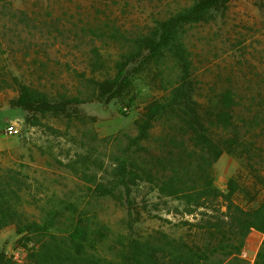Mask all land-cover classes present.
<instances>
[{"label":"rangeland","instance_id":"374dc122","mask_svg":"<svg viewBox=\"0 0 264 264\" xmlns=\"http://www.w3.org/2000/svg\"><path fill=\"white\" fill-rule=\"evenodd\" d=\"M194 1L0 0V190L9 187L19 194L16 207L30 220L60 234L78 223H96L106 234L97 248L115 262L122 244L156 230L198 238L200 232L191 224L204 221L212 209L163 193L159 182L145 180L122 191L124 201L99 189L113 184L115 155L127 144V136H137L136 121L165 95L148 53L129 65L131 84L118 97L72 101L74 96H92L89 78L117 72L119 51L103 35L107 24L131 30L154 27ZM188 43L195 62L192 100L213 106L219 92L231 88L238 101L236 122L242 134L249 129L250 154L242 149L224 152L212 169L214 185L224 192L233 178L247 186L249 194L236 192L233 198L249 209L256 194L264 195L257 182V175H264V122L250 123L264 104V0H229L210 23L189 27ZM15 78L45 91L57 105L65 103V108L28 111L16 106L20 92ZM163 127L156 123L145 142L150 151L167 141ZM197 175L196 170L188 177ZM216 207L225 211L224 200ZM29 236L15 224L4 227L0 253L11 264H27L33 245ZM263 239L258 230L247 237L242 256L250 264Z\"/></svg>","mask_w":264,"mask_h":264},{"label":"trees","instance_id":"16d2710c","mask_svg":"<svg viewBox=\"0 0 264 264\" xmlns=\"http://www.w3.org/2000/svg\"><path fill=\"white\" fill-rule=\"evenodd\" d=\"M228 2L195 0L169 13L156 26L138 30L107 24L103 35L119 51L117 72L104 79L89 78L91 97H72V101L79 103L88 98L113 100L131 84L129 65L148 53L165 95L150 103L136 121L137 136H127V144L115 155L113 184L99 189L103 195L124 201L122 191H129L145 180L159 182L163 193L212 209L213 213H205L204 221L191 224L198 228V238L175 237L156 230L122 244L123 252L117 255L115 262L97 248L106 235L98 224L78 223L64 234L52 232L49 226L30 220L26 212L18 210L16 204L20 195L6 186L0 190V230L15 224L19 233L31 234L27 237L33 243L28 247L27 264H250L242 253L252 230L264 233V195L257 197L256 194L252 198L255 206L247 209L233 198L236 192L249 194L246 185L233 178L229 192H224L214 185L212 177L214 163L224 152L237 153L242 149L250 154L251 145L246 140L249 129L242 134L236 122L238 101L231 88L219 92L213 106L192 100L190 93L195 62L188 43L189 27L210 23L215 12ZM20 13L27 16L26 11ZM15 80L20 92L14 101L16 106L28 111H63L65 108V103L52 102L45 91L18 78ZM260 106L261 110L250 120L255 126L264 122V117L261 121L257 119L264 114V104ZM156 123L164 126L167 141L158 151H150L145 142L150 141ZM247 123L246 120L245 127ZM196 170L197 179L188 177ZM257 182L264 189V175H257ZM220 199L224 200L225 211L216 207ZM218 212L221 213L218 215ZM11 263L12 259L0 253V264ZM253 264H264V239Z\"/></svg>","mask_w":264,"mask_h":264},{"label":"built area","instance_id":"2783aa9c","mask_svg":"<svg viewBox=\"0 0 264 264\" xmlns=\"http://www.w3.org/2000/svg\"><path fill=\"white\" fill-rule=\"evenodd\" d=\"M12 131V130H11Z\"/></svg>","mask_w":264,"mask_h":264}]
</instances>
